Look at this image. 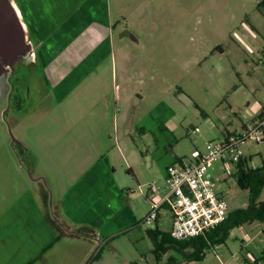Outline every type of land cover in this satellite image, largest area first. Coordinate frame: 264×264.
I'll use <instances>...</instances> for the list:
<instances>
[{
  "label": "rangeland",
  "instance_id": "rangeland-1",
  "mask_svg": "<svg viewBox=\"0 0 264 264\" xmlns=\"http://www.w3.org/2000/svg\"><path fill=\"white\" fill-rule=\"evenodd\" d=\"M108 1L113 25L118 26L113 56L99 66V75L93 79L95 88L70 90L79 79L76 74L63 83L60 100L56 101L48 71L36 66L19 74L18 79L10 78V88H0V169L9 173L4 185L2 179L7 176L0 173V194L4 193L0 195V216L21 201L23 189L25 195L41 198L42 190L46 196V191L53 188L56 167L65 173V183L70 186L71 180L94 161L98 176L94 181L82 179L73 190L95 192V196L84 199L82 205L71 202L72 216L82 208L83 218H87L92 215L91 208L95 210L93 222L77 221L76 215L61 217L54 210L56 243L30 264H172V258L177 264H243L245 257L261 256L264 221L230 228L223 243L206 249L205 257L195 261L183 260V252L175 249L157 259L148 234L156 222H140L151 209V199L141 188L163 182V162L154 154L155 137L144 134L142 127L152 125L151 120L143 122L151 108L163 101L178 109L174 135L179 139L178 150L187 156L198 137L205 147L208 140L223 137L226 129H237L241 120L264 110L261 0ZM120 27L127 29L122 39ZM64 65L56 63L57 67ZM126 72L132 77L127 92L121 78ZM117 83L122 95L120 107H126V112L122 110L116 122ZM137 102V112L131 116ZM75 104L77 107L71 110ZM126 122H133L129 134ZM196 127L199 131L194 130ZM15 138L30 151H22L19 141L13 144ZM148 147L153 154L147 153ZM242 149L251 158V166H262L264 142L249 140ZM225 170L231 172L225 180L216 182L215 189L231 210L247 207L250 192L241 189L231 176L234 166L217 162L213 172L222 177ZM40 173L47 176L49 185L41 187L29 181ZM259 200H264V189ZM67 206L66 202V210ZM168 213L162 210L164 230L168 228ZM64 230L68 234H63Z\"/></svg>",
  "mask_w": 264,
  "mask_h": 264
},
{
  "label": "crops",
  "instance_id": "crops-1",
  "mask_svg": "<svg viewBox=\"0 0 264 264\" xmlns=\"http://www.w3.org/2000/svg\"><path fill=\"white\" fill-rule=\"evenodd\" d=\"M16 2L26 20L29 31L36 34L41 40L47 39L46 58L42 59V61L46 64L48 71L47 78L50 81V86L54 87L56 101L60 100L58 98L63 92V83L72 77H75L76 74H79L78 76L76 75L79 79H75L70 90L74 91L75 89H78V92H81L83 91V86L88 89L95 88L93 85V79L99 75V66L102 65L108 57L113 56L112 46L114 42V25L109 1L16 0ZM51 57H53V59H51ZM127 58L128 57L125 59ZM115 61L116 63L114 66L116 65L115 70L117 80L119 77L117 58ZM60 62H65L66 65L63 67H57L56 63ZM121 78L123 79L124 86H127L125 88V92H127L132 77L126 72L125 76H122ZM114 92L117 122L122 110L126 112V107H120L122 95L118 83ZM87 97L89 96L87 95ZM138 103L139 102H137L135 111L131 116H135ZM54 105L51 108L55 109ZM75 107H77L76 104L70 106L71 110ZM202 115L205 116L206 114L202 113ZM248 117L241 120L239 128H235L234 130L226 129L227 131L223 133V136L230 132L240 131L245 121L248 120ZM146 119L149 121L151 120L152 125L149 127L142 126L144 128L143 130H145L144 134L151 133L155 137L156 144L154 150L155 153L152 151L151 147L146 148L147 153H154L157 158L163 162L161 176L163 182L161 185L155 183L158 190L154 192V195L152 196L153 201H161L165 194V174L167 166L187 155L186 152L178 150L179 139L174 135L176 130L174 128L176 123L175 119H178V109H174L172 106L161 101L148 111V114L145 115L144 121L143 118L140 119V124L142 121L148 122ZM132 127L133 122H126V134L130 133L129 129ZM126 137L130 141L131 136L127 135ZM201 144L200 138L198 137V140L194 143V147L203 149L204 145L201 147ZM168 146L171 147V149H168ZM100 154L103 155V151ZM107 164L109 167V161H107ZM93 166L94 161H91L88 168L84 170V172H81V176L71 180L70 186L65 183V173L60 170L61 168L56 167V176L52 178V195L49 198L51 202H49L48 196L42 195V192L41 199L35 195L33 197L29 193L25 195L24 192L26 191L24 189L22 190L23 195L20 198L21 201L14 204L0 216V264H30L32 260L34 261L36 258H40L44 254L46 255L56 243L55 231L58 230V227L56 224L57 221L54 217L55 211H57L61 217L62 215L64 216V214H67L68 217H75L76 215L77 221L87 220V222H93L96 211L92 208V215L90 217L83 218L85 214L82 208L78 210L75 215H71L74 214L71 202L73 204L76 203L82 205L84 199L95 196V192L92 194H86L80 189L73 190L75 184L80 181L82 183V179H86L87 181L95 180V177L98 176V172ZM111 168L113 169L112 166ZM101 172H103V170ZM0 173L1 175L6 174L7 177L2 179V183L4 182L7 184L9 179L8 170L0 169ZM51 174L54 176L52 171ZM39 175L42 174L40 173ZM40 177L41 176H39V178ZM39 180L37 182L38 184L40 183ZM46 180L48 181L46 184L49 185L47 176ZM29 181L31 183H36L35 180L32 181L30 178ZM4 183L1 185H4ZM85 183L87 184L88 182L85 181ZM147 185L148 184L141 188L146 196L147 193H150L147 189ZM2 194L4 193H1L0 195ZM152 200H150V207L152 206ZM66 202L68 205L67 210ZM41 203L43 205H41ZM49 203L52 205L49 206ZM162 210H167L169 212V223L166 230L161 228ZM146 215L140 222L143 223ZM64 221L62 220V222ZM155 222V227H152V229L158 227L163 231L169 232L171 230L173 227V216L167 204L163 203L161 205L158 218ZM63 234L68 233L64 230ZM243 261L249 260L245 257L243 258Z\"/></svg>",
  "mask_w": 264,
  "mask_h": 264
},
{
  "label": "built area",
  "instance_id": "built-area-1",
  "mask_svg": "<svg viewBox=\"0 0 264 264\" xmlns=\"http://www.w3.org/2000/svg\"><path fill=\"white\" fill-rule=\"evenodd\" d=\"M199 131V128H195ZM264 142V115L248 117L240 131L230 132L218 139L208 140L203 149L195 148L189 156L171 163L166 168L165 194L161 201H153L158 190L155 183L147 185L152 200L149 213L143 223L152 224L163 203L167 204L172 216L170 235L175 240H188L205 235L222 224L231 211L228 202L215 189V184L225 180L231 170L223 176L213 172L215 164L234 166L245 156L242 145L249 141ZM230 169V168H229ZM243 261L244 264H264L256 257Z\"/></svg>",
  "mask_w": 264,
  "mask_h": 264
},
{
  "label": "trees",
  "instance_id": "trees-1",
  "mask_svg": "<svg viewBox=\"0 0 264 264\" xmlns=\"http://www.w3.org/2000/svg\"><path fill=\"white\" fill-rule=\"evenodd\" d=\"M258 5L264 10V0H261ZM261 114L264 115V111ZM250 159L243 156L234 165V172L231 173L241 189L249 190L248 206L234 211L231 210L227 220L215 229L205 235L188 240H175L171 237L170 231H163L158 227L149 229L148 234L155 244L154 251L157 259H160L162 254H165L168 250L175 249L183 252V260L185 261L202 260L205 257L206 249L226 240L230 228L246 222L264 221V200H259V196L264 189V159L260 167L251 166ZM256 260L264 261V250L261 256L256 257ZM172 261V264H177L176 258H172Z\"/></svg>",
  "mask_w": 264,
  "mask_h": 264
},
{
  "label": "water",
  "instance_id": "water-1",
  "mask_svg": "<svg viewBox=\"0 0 264 264\" xmlns=\"http://www.w3.org/2000/svg\"><path fill=\"white\" fill-rule=\"evenodd\" d=\"M21 58L36 61L28 25L16 0H0V88L10 82L8 74Z\"/></svg>",
  "mask_w": 264,
  "mask_h": 264
},
{
  "label": "flooded vegetation",
  "instance_id": "flooded-vegetation-1",
  "mask_svg": "<svg viewBox=\"0 0 264 264\" xmlns=\"http://www.w3.org/2000/svg\"><path fill=\"white\" fill-rule=\"evenodd\" d=\"M117 24H115L114 26H113V32L117 29ZM118 31H119V36H120V38L119 39H122L123 37H125V35H126V31H127V29H126V27H123V28H121L120 27V29H118ZM127 34H129L128 32H127ZM30 38L32 39V41H33V43H34V46H35V50H36V61H34V62H28L27 61V59H23V58H21V59H19L16 63H15V69H14V71H13V73H11V74H8V76L12 79H18V75L19 74H21V73H24L25 71L26 72H29L34 66H36V68H38V69H40V68H43V70L46 72L47 71V68H46V64H45V62L44 61H42V59H45L46 57H45V54L47 53V39H44V40H41L38 36H36V34H34V33H31V35H30ZM131 38H132V40H135V42H137L138 40H137V38L136 37H134V36H131ZM43 54H44V56H43ZM54 57V56H53ZM53 57H51V59H53ZM30 65H32V66H30ZM24 69L23 71L21 70V69ZM19 71H21V72H19ZM19 72V73H18ZM46 75H47V72H46ZM9 88H10V85L8 84L7 85ZM51 88H52V86H50ZM8 92L9 91H7L6 90V93H5V95H7L8 94ZM19 140L17 139V138H15L14 140H13V144H16L17 142H18ZM19 143H20V145L23 147V150L22 151H24V152H28V151H30V148H28L21 140L19 141ZM39 176H41L40 178H39ZM44 180H43V179ZM32 181L33 180H35L36 182H38V180H39V184L41 185V187H43V186H45V185H47L46 184V182H48L47 180H46V176H44V175H38V176H33V177H31L30 178ZM44 181V182H43ZM41 192H42V190H41ZM51 191H46V196H48V200H49V198L51 197Z\"/></svg>",
  "mask_w": 264,
  "mask_h": 264
}]
</instances>
